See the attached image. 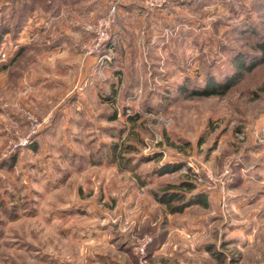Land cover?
<instances>
[{
    "label": "rangeland",
    "instance_id": "obj_1",
    "mask_svg": "<svg viewBox=\"0 0 264 264\" xmlns=\"http://www.w3.org/2000/svg\"><path fill=\"white\" fill-rule=\"evenodd\" d=\"M87 3L54 17L70 21L77 40L66 41L80 66L93 57L100 101L76 85L71 101L35 108L32 88L21 85L23 50L51 41L48 31L35 39L46 26L34 23L53 17L38 2L16 35L0 39V264H264V63L223 95L177 89L223 78L238 51L256 53L264 0L173 1L162 9L157 46L145 29L118 39V12L96 55L83 49L93 36L87 25L111 2L93 16ZM15 6L0 0V25ZM177 161L179 170L153 174ZM184 178L207 205L170 213L153 194Z\"/></svg>",
    "mask_w": 264,
    "mask_h": 264
},
{
    "label": "crops",
    "instance_id": "obj_2",
    "mask_svg": "<svg viewBox=\"0 0 264 264\" xmlns=\"http://www.w3.org/2000/svg\"><path fill=\"white\" fill-rule=\"evenodd\" d=\"M94 1L93 4L86 0H78L77 4L74 6L70 7V5L66 6L67 4H64L61 9L62 11H67L68 9L72 10V8L79 9L82 6L85 7L88 2L87 4L90 7L88 8L89 10L87 14L89 16H93L101 13V10L106 7V4L112 2L113 0ZM165 7L166 5L159 8H149L145 7L142 3L137 2L136 0H120V13H118V15H120L117 18V25L114 28L118 39L121 38L123 39V42L126 41L128 39V34L126 33L127 30H131L127 32L135 38L139 36L138 32L143 34L145 29V37L150 38V44L153 46L159 45V42L163 40L162 37L164 36L163 28L159 26L160 15H163L162 9ZM121 10H123L122 13ZM87 14H84V12L78 14L76 18H74L76 24H84ZM42 22L44 23L43 25L46 26L45 30L36 34L35 39L40 38L42 34L48 31L51 41L47 39L45 40L46 43H37L39 48L33 47L35 43L30 44L32 46L26 47L25 50H23L24 53L22 52L23 54H26L24 55L25 59L22 63L23 69L21 72L23 73V77L21 85L25 89H27V87L32 88L31 93L33 96L32 98H34L35 108L37 109L39 105L49 108V101L55 100V98L59 101L57 104H59L60 101L62 102L64 99L70 100L69 92L71 89H76V85L85 86L83 94H88L91 101H100L96 92L98 82L95 79H90L89 77V74L92 71V69H90V64L94 60L93 57H86L83 62L84 65L81 67V54L73 52L70 47L71 41H66L67 39L77 40L71 35L70 21L66 19L65 15L58 18L54 16H47L46 18H39L34 24L35 26H38L39 24L42 25ZM151 25L152 27L155 26V28H150ZM36 31H40V29ZM73 31L74 36L79 34L75 29H73ZM60 37L62 40L58 41ZM124 46H127V43H124ZM131 50L132 44L127 46V51L131 52ZM120 53L121 55H126L125 52L121 51ZM72 65L76 67L75 69L78 74L76 72L75 73L77 75L72 76L70 74V66ZM43 93H45V95ZM43 98L45 99L43 100ZM61 106L66 112L67 106H65V108L64 105ZM64 111L63 113H65ZM61 119L65 120V114H62Z\"/></svg>",
    "mask_w": 264,
    "mask_h": 264
},
{
    "label": "trees",
    "instance_id": "obj_3",
    "mask_svg": "<svg viewBox=\"0 0 264 264\" xmlns=\"http://www.w3.org/2000/svg\"><path fill=\"white\" fill-rule=\"evenodd\" d=\"M37 2L43 6V10L52 16H57L62 5L68 4L70 6H74L77 4L78 0H17L18 6L11 7V14L6 16L4 19L8 21H4V23L0 25V39L3 35L10 31L13 33V35H16L17 32L23 27L26 20L33 14H31V12L37 6ZM258 37L259 38H257L254 44L256 53L247 54L238 51L232 55L230 59L231 70L229 73L223 76V78L218 79L214 75H206L201 84H192L194 87L191 90L188 89V84L186 83L177 84V89L181 93L195 96L225 94L232 86H234L243 78L245 73L252 71L256 66L264 63V35H259ZM19 55L20 53H17L12 58L11 62H14V60ZM262 88H264V86ZM111 118H115V115L112 114ZM33 148L35 147L33 146ZM152 158H155V156ZM143 160L145 161L147 159ZM183 166L184 163L181 161L165 162L154 167L153 174L163 175L166 173L175 172ZM195 188V184L192 181L184 178L177 183L166 185V187L160 191H155L153 195L157 202L163 204L166 207L168 212H181L183 209L191 205H207L206 194L203 191L193 192ZM186 192L189 193L187 194Z\"/></svg>",
    "mask_w": 264,
    "mask_h": 264
},
{
    "label": "built area",
    "instance_id": "obj_4",
    "mask_svg": "<svg viewBox=\"0 0 264 264\" xmlns=\"http://www.w3.org/2000/svg\"><path fill=\"white\" fill-rule=\"evenodd\" d=\"M142 3L145 7L149 8H159L164 7L165 5L176 1V0H138ZM119 3L120 0H113L106 12L97 17L94 22L89 23L87 25V29L92 31L93 36L87 44H84L83 49L87 55H96L98 54L104 44L110 39L111 37V28L116 21V15L119 12ZM29 123L31 125V130L34 132L39 123L36 118L29 114L28 116ZM29 137V135H28ZM28 137L20 138L18 142L13 144V148L23 146L27 144Z\"/></svg>",
    "mask_w": 264,
    "mask_h": 264
}]
</instances>
